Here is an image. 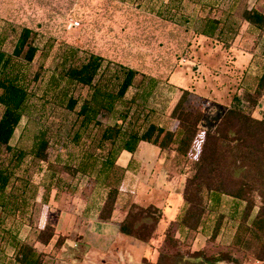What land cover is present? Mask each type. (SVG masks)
I'll list each match as a JSON object with an SVG mask.
<instances>
[{
	"label": "rangeland",
	"instance_id": "obj_1",
	"mask_svg": "<svg viewBox=\"0 0 264 264\" xmlns=\"http://www.w3.org/2000/svg\"><path fill=\"white\" fill-rule=\"evenodd\" d=\"M262 2L0 0V48L11 52L24 27L32 30L30 38L38 48L33 61L22 67L30 98L11 144L28 149L38 131L46 132L47 159L32 161L28 156L24 162L35 184L45 186L50 182L49 202L36 205L34 218L41 225L48 213L56 223L59 240H70L60 250L64 262L56 257L58 246L50 245L44 264H85V241L81 237L85 217L89 213L95 215V208L99 209L107 190L101 179H95L99 160L110 146L108 142L104 147L99 144L103 129L120 124L125 129L138 126L142 131L152 123L174 130L178 120L172 109L183 89L188 91L183 107L202 112L188 152L179 153L175 144L160 149L148 141H141L132 154L123 151L117 163L125 166L132 161L130 170L124 174L121 169L115 171V176L123 174V179L112 221H120L131 204H154L160 208L163 224L160 231L156 229L148 242L128 238L137 255L142 254L145 243L149 244L153 254L150 264L159 256L162 264H213L210 262L215 258H222L216 264H264L256 259L258 241L247 233L236 238L244 202L224 196L217 208L205 211L197 232L184 237L179 236L172 221L184 206L185 180L194 172L205 133L213 131L234 95L245 98L247 89H254V72L258 74L263 69L264 34L252 28L242 15L246 8L255 3L261 7ZM214 17L225 19L227 25L237 30L235 33L225 30L213 37L199 34L201 20ZM222 40L230 45L225 48ZM237 50L250 51L254 60L247 63L249 53H241L242 58ZM91 53L103 58L99 82L108 90H116V78L122 75V67L137 72L113 111L100 110L97 116L100 124H91L86 130L80 128L79 139L75 141L79 121L66 103L69 99L76 100L78 110L91 88L66 81L63 72L84 62ZM251 113L256 118L264 117V95ZM87 152L96 156L98 162L95 168L80 171L82 155ZM56 187L59 194L53 198ZM63 211L69 216L66 224L60 218ZM258 234L264 238V231ZM23 236L28 242L35 238L28 227L20 229V237ZM3 251V264H15L12 249L5 246ZM109 254L106 264H116L114 254ZM142 261L147 262V258Z\"/></svg>",
	"mask_w": 264,
	"mask_h": 264
},
{
	"label": "trees",
	"instance_id": "obj_2",
	"mask_svg": "<svg viewBox=\"0 0 264 264\" xmlns=\"http://www.w3.org/2000/svg\"><path fill=\"white\" fill-rule=\"evenodd\" d=\"M262 1L261 7L255 3L246 8L242 15L252 28L264 34V0ZM226 25L225 19L222 21L216 17L206 18L201 20L198 33L213 37L225 30H232L234 33L237 30L234 26ZM31 33L30 28L24 27L19 32L11 52L0 48V264L4 262L5 246L12 249L11 255L15 264H44L48 247L57 245L59 248L66 241V238L59 240V233L55 230L56 223L48 213L41 225L36 222V205L49 202L50 182L45 186L35 184L29 166L24 165L28 156L32 161L42 162L47 159L49 142L46 132L38 131L28 149L11 144L30 98L22 67L33 61L38 50L30 38ZM228 43L223 41V46L226 48L230 45ZM253 60L254 56L251 62ZM102 62V56L91 53L79 65L64 69L63 78L66 81L78 82L91 88L89 97L78 110H75L76 100L69 99L66 103V108L74 111L79 121L75 141L79 139L80 128L86 130L91 124H100L97 120L100 110L113 111L116 102L124 97L132 85L137 72L133 68L122 67V75L116 78V90H108L99 82ZM254 73V89H247L245 98L234 95L213 131L205 133L194 172L185 180L182 192L184 206L172 221L177 225L179 236L184 237L197 232L203 223L205 211L211 212L217 208L224 196L244 202L245 206L240 212L242 215L236 228V238L238 240L239 235L247 233L258 241L256 259L264 261V238L258 234L264 231V117L256 118L251 113L264 95V66L258 74ZM182 91L183 95L172 109V115L178 120L174 130L152 123L142 131L138 126L125 129L120 124L103 129L99 144L104 147V143L108 142L110 146L105 156L99 160L95 173V179H101L107 187L99 209L95 208L97 211L94 216L99 221H112L121 191L119 184L123 174L130 170L131 159L125 166L117 163L123 151L132 154L141 141H148L160 149L175 144L179 153L188 152L201 123L202 112L183 107L188 91ZM81 161V169H78L86 172L88 168L96 167L98 158L87 152L82 155ZM117 168L123 174L115 176ZM55 189L53 198H57L59 194V189ZM161 218L160 208L154 204H131L118 222L119 231L126 236L148 242L158 229ZM25 226L35 234L33 242L20 237V229ZM221 259L215 258L210 263L216 264ZM160 263L162 264V260L159 256L154 264Z\"/></svg>",
	"mask_w": 264,
	"mask_h": 264
},
{
	"label": "crops",
	"instance_id": "obj_3",
	"mask_svg": "<svg viewBox=\"0 0 264 264\" xmlns=\"http://www.w3.org/2000/svg\"><path fill=\"white\" fill-rule=\"evenodd\" d=\"M232 48L233 47H231L229 51H231ZM239 52H240V57L242 58H244V56L242 55L243 52L249 53L250 58L249 59L245 58V60L247 63L251 62L253 53L247 50L246 51L237 50V53ZM214 83H215V79H214ZM195 92L198 93L197 90H195ZM89 216L85 217V228L83 229V232H81L82 233L81 237L85 241V257L83 258V262L85 264H106L105 259L107 257H110L109 252H112L114 254L116 264H150V262L148 261H153L150 260V257H152L153 254L149 250L150 246L148 243H145V247L143 248L141 255H137L134 252L135 248L132 245V243L128 240L129 236H126L119 231V223H118L119 221L104 222V221H99L95 216L92 215V213H89ZM60 218H61V222L65 224L67 220H69V216L67 212L64 211L60 215ZM162 223H164V220H162ZM162 225L161 223L159 224L158 231L161 230V228L163 227ZM92 238L94 240L97 239V241L90 243L89 240ZM67 241L70 242L69 238H66L65 243L61 247H59L57 251L56 257H58L61 263L64 262L63 261L64 259H62L61 257L60 250L61 248L65 247ZM116 254L119 256L120 258L119 260ZM143 257L147 258V262L143 263L142 261ZM66 263L70 264L68 262Z\"/></svg>",
	"mask_w": 264,
	"mask_h": 264
}]
</instances>
